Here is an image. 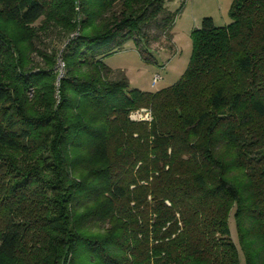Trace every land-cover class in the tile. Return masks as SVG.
I'll return each instance as SVG.
<instances>
[{
	"label": "trees",
	"instance_id": "16d2710c",
	"mask_svg": "<svg viewBox=\"0 0 264 264\" xmlns=\"http://www.w3.org/2000/svg\"><path fill=\"white\" fill-rule=\"evenodd\" d=\"M167 2L0 0V264H264V0L131 89L106 60L172 49Z\"/></svg>",
	"mask_w": 264,
	"mask_h": 264
},
{
	"label": "rangeland",
	"instance_id": "374dc122",
	"mask_svg": "<svg viewBox=\"0 0 264 264\" xmlns=\"http://www.w3.org/2000/svg\"><path fill=\"white\" fill-rule=\"evenodd\" d=\"M167 1L168 10L178 12L171 32L172 49H164L167 46L162 43L154 44V51H146L147 48H138L132 42L106 60L110 69L126 74L131 89L157 93L174 86L189 67L193 53L192 34L202 26L203 20L211 18L217 27H227L233 23L230 12L234 0H179L176 5L172 0ZM142 52L148 53V61L143 59ZM62 68V64H59L60 73H63ZM158 75L162 81L154 85V78ZM229 228L231 238L240 251L233 214L229 219ZM240 255L243 261L241 251Z\"/></svg>",
	"mask_w": 264,
	"mask_h": 264
},
{
	"label": "built area",
	"instance_id": "2783aa9c",
	"mask_svg": "<svg viewBox=\"0 0 264 264\" xmlns=\"http://www.w3.org/2000/svg\"><path fill=\"white\" fill-rule=\"evenodd\" d=\"M62 67H63V65H62ZM161 81H162V77L158 75L154 78L153 83H154V85H157ZM131 120L134 122L152 123L153 114H152L151 110L143 109V110H140L136 113H133L131 115Z\"/></svg>",
	"mask_w": 264,
	"mask_h": 264
},
{
	"label": "crops",
	"instance_id": "0c3cea01",
	"mask_svg": "<svg viewBox=\"0 0 264 264\" xmlns=\"http://www.w3.org/2000/svg\"><path fill=\"white\" fill-rule=\"evenodd\" d=\"M173 3L176 5L179 0H172ZM220 1V0H219Z\"/></svg>",
	"mask_w": 264,
	"mask_h": 264
}]
</instances>
